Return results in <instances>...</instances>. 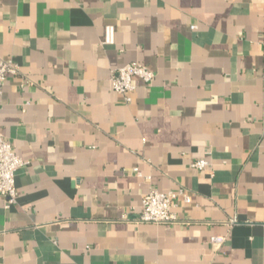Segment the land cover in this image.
<instances>
[{
	"label": "crops",
	"instance_id": "0c3cea01",
	"mask_svg": "<svg viewBox=\"0 0 264 264\" xmlns=\"http://www.w3.org/2000/svg\"><path fill=\"white\" fill-rule=\"evenodd\" d=\"M1 59L0 134L29 164L0 264H264V0H0ZM134 62L156 78L127 104ZM152 190L192 197L179 223L138 222Z\"/></svg>",
	"mask_w": 264,
	"mask_h": 264
},
{
	"label": "built area",
	"instance_id": "2783aa9c",
	"mask_svg": "<svg viewBox=\"0 0 264 264\" xmlns=\"http://www.w3.org/2000/svg\"><path fill=\"white\" fill-rule=\"evenodd\" d=\"M115 41L116 27L107 25L103 44L112 46ZM18 74V67L11 60H0V96L2 86L7 78ZM155 78L156 74L150 67L134 62L117 70L112 76L111 84L114 92L122 96L127 104H131L138 89V82L150 87ZM28 164L17 154L13 144L0 134V195L4 199L6 209H10L17 203L19 196L16 186L17 174ZM208 166L209 162L205 159L197 160L192 164V167L198 171H204ZM179 196L183 197L185 204L192 202V197L182 191L177 194L152 190L142 200V212L138 222L157 225L179 223L180 219L175 213L176 201ZM224 242L225 238L222 237H216L212 240L213 246L218 248Z\"/></svg>",
	"mask_w": 264,
	"mask_h": 264
}]
</instances>
